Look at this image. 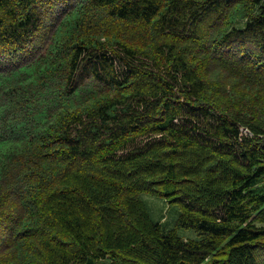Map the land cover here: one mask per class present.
I'll return each instance as SVG.
<instances>
[{
    "label": "trees",
    "instance_id": "1",
    "mask_svg": "<svg viewBox=\"0 0 264 264\" xmlns=\"http://www.w3.org/2000/svg\"><path fill=\"white\" fill-rule=\"evenodd\" d=\"M0 264H264V0H0Z\"/></svg>",
    "mask_w": 264,
    "mask_h": 264
},
{
    "label": "rangeland",
    "instance_id": "2",
    "mask_svg": "<svg viewBox=\"0 0 264 264\" xmlns=\"http://www.w3.org/2000/svg\"><path fill=\"white\" fill-rule=\"evenodd\" d=\"M244 23H241L243 25ZM240 25V26H241ZM221 78V77H220ZM219 76L216 78L218 81ZM163 200V199H162ZM160 200V201H162ZM142 201L146 205V208L150 214L151 220L156 223H160L163 227L165 232H172L175 231L179 237L186 239V240H198L199 235L192 230H184L177 227V223L179 220V216L181 214L180 208L177 205H169L167 206L164 202L161 205L153 204V202L158 201L153 198L143 197Z\"/></svg>",
    "mask_w": 264,
    "mask_h": 264
},
{
    "label": "crops",
    "instance_id": "3",
    "mask_svg": "<svg viewBox=\"0 0 264 264\" xmlns=\"http://www.w3.org/2000/svg\"><path fill=\"white\" fill-rule=\"evenodd\" d=\"M153 204H155V202H153Z\"/></svg>",
    "mask_w": 264,
    "mask_h": 264
}]
</instances>
